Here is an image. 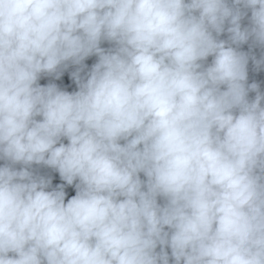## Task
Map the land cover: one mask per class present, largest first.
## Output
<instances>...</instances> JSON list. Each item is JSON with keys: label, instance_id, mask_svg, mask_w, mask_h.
I'll list each match as a JSON object with an SVG mask.
<instances>
[{"label": "clouds", "instance_id": "9594fccd", "mask_svg": "<svg viewBox=\"0 0 264 264\" xmlns=\"http://www.w3.org/2000/svg\"><path fill=\"white\" fill-rule=\"evenodd\" d=\"M249 40L264 0H0V264H264Z\"/></svg>", "mask_w": 264, "mask_h": 264}]
</instances>
